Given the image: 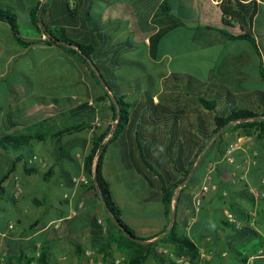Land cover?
Masks as SVG:
<instances>
[{"label": "crops", "instance_id": "0c3cea01", "mask_svg": "<svg viewBox=\"0 0 264 264\" xmlns=\"http://www.w3.org/2000/svg\"><path fill=\"white\" fill-rule=\"evenodd\" d=\"M78 1L81 8L79 18L84 12V17L112 20L119 28L111 31V43L130 45L120 55L122 67L116 77L121 88L136 90L129 100L132 113L145 95L157 103L163 93L164 80L173 73L198 71L201 78L207 80L227 49L231 48L235 53L236 42H226L220 32H201L196 44L178 43V33L162 26L175 25V21L161 10L166 0ZM169 1L175 8L185 6L186 17L196 18L195 22L189 23L191 28L212 26L226 29V17L221 8L223 0ZM7 2L0 5L10 7L14 4L12 0V4ZM257 2L258 14L253 28L259 39L264 67V35L260 34L263 24L260 27L258 24L264 12V1ZM172 13L180 14L178 10ZM29 25L37 31L32 21ZM0 26H4V37L9 34L10 38L8 42L0 41L3 52L0 56H6V71L0 74V79L6 77L17 58L35 57L24 66V73L19 74L25 83L20 103H9L11 114L6 107L1 108L0 135H43L47 139L34 141L28 150L29 161L34 156L39 160L30 166L25 162L17 164L15 172L0 186V264H30L42 250L46 252L49 264H86V254L90 250L97 251L98 257L102 258V261L97 260L98 264H108L104 262L105 255L100 253V248L113 226L107 217L111 214L95 191L74 184L73 179L85 177V159L93 135L115 127L113 99L106 97L104 88L86 65L66 49L40 45L9 50V47L16 46L11 38V28L3 22ZM73 28L79 31L81 25L76 24ZM234 31L239 33V27L236 26ZM188 32L190 39L197 38L195 30ZM196 45L197 50L193 48ZM186 47L191 50L184 51ZM7 51L11 53L7 54ZM130 66L145 67L147 77H134ZM255 81L261 80L258 77ZM101 97L104 100L97 103L96 99ZM13 106L18 107V113ZM67 106L72 107L60 112ZM83 122L93 124L94 129L66 136L60 143L52 141L50 132H59L69 125ZM222 133L226 145L217 144L222 154L210 164L208 175L194 191H191L194 189L192 185L190 188L183 186L184 194L178 209L180 232L199 247L197 261L187 259L191 264H247L249 260L264 264V254L261 255L264 253V196L256 198L250 194L251 189L264 193V139H258L256 134L245 136L241 131L225 133L223 130ZM227 144L236 145L232 159L227 154ZM15 158L16 155L4 157L0 180L11 171ZM247 160L254 163L245 164ZM28 167L33 172L28 173ZM104 175L127 225L138 237L150 239L148 243L156 242L167 227L168 219L162 196L152 188L147 174L140 172L134 163L128 130L111 146L104 163ZM205 186L209 188L205 209L189 227L194 213V195ZM66 195L69 198L66 199ZM176 204L177 200L174 209ZM74 211H77L76 216H72ZM229 211L241 223L242 229L237 230L228 223ZM164 250L174 253L172 248L160 246L157 256L147 264H170L171 260L162 253Z\"/></svg>", "mask_w": 264, "mask_h": 264}, {"label": "trees", "instance_id": "16d2710c", "mask_svg": "<svg viewBox=\"0 0 264 264\" xmlns=\"http://www.w3.org/2000/svg\"><path fill=\"white\" fill-rule=\"evenodd\" d=\"M68 1L64 13L59 18L54 16L49 0L38 3L31 18L37 30L36 38L33 39L22 34L15 3L10 7L0 5L6 10L0 11V23L10 26L16 45L22 49L40 45L66 49L86 65L97 83L104 88L106 97L113 99L112 121L115 122V127L97 129L101 131L93 135L91 148L85 159V176L91 181V185L85 187L96 192L115 221L108 238L100 248V253L105 255V261L112 256L111 250L116 245L120 256L123 255L126 259L124 264H147L152 257L157 256L158 248L162 246L172 248L176 257H186L196 262L199 247L186 234L180 232L178 223L179 202L184 194V187L190 188L192 185L194 189L191 191H194L208 175L210 164L215 163L222 154L217 144L226 145V142L222 141L223 130L225 133L241 131L245 136L256 134L258 139H264V106L259 103L260 99L264 101V92H250V84L255 80L245 72L248 66L244 69L238 65L235 53L228 52L223 56L228 60L226 72L221 67V59L207 80H203L198 71L192 74L188 71L173 73L164 80L163 93L158 97L157 103L151 96L145 95L132 113L129 100L136 90L123 89L117 84L116 73L122 67L120 55L130 47L128 43H111V31L118 30L119 25L100 17H97L102 19L100 23L92 22L96 17H84V12L79 18V1ZM248 1L223 0L221 8L226 17V29L220 30L212 26L189 27V23L195 22L196 18L185 16V6L175 8L166 0L161 10L169 19L175 21V25L170 23L169 28L162 26L168 31L178 33V43L185 45L196 44L201 32H220L225 36L226 42L251 43L253 52L260 58L259 39L253 28L254 19L258 14V2ZM174 10H178L180 14L172 13ZM76 24L81 25V30L75 31L73 26ZM236 26L239 27V33L234 31ZM189 30H195L194 36L197 38L190 39ZM78 33L89 34V37H85L81 43L75 38ZM196 47L198 46L193 48ZM188 50L191 49L186 47L184 51ZM250 66L256 69L259 66V79L264 81L263 61L259 64L253 62ZM100 77L107 87H104ZM103 100L104 97H101L96 99V102ZM69 107L72 106H67L60 112ZM89 129H94V125L87 122L76 123L59 132H50V136L52 141L60 143L66 136ZM126 130L134 163L140 172L147 174L146 178L152 188L162 196L168 219L167 227L154 243H148L150 239L138 237L135 230L124 221L122 211L114 200L104 175L106 156L111 146ZM46 140L43 135L35 137L1 134L0 165L5 156L16 155V158L11 171L0 180V186L15 172L17 164L25 162L30 166L28 157L31 155L28 150L33 142ZM148 141L151 143H147ZM27 172L31 173L33 169L28 167ZM95 252L98 256L97 251ZM114 259L109 260L108 264ZM34 261L49 264L44 250L30 264ZM170 264L178 263L171 261Z\"/></svg>", "mask_w": 264, "mask_h": 264}, {"label": "rangeland", "instance_id": "374dc122", "mask_svg": "<svg viewBox=\"0 0 264 264\" xmlns=\"http://www.w3.org/2000/svg\"><path fill=\"white\" fill-rule=\"evenodd\" d=\"M12 1L16 4V10H17L22 34L24 35V37H27L29 39L36 38V35H37L36 31H33L32 27L29 25V22L31 21L32 14L35 8L37 7L38 3H42L44 0H12ZM49 1H50L51 8L53 9L54 16L57 18H59L62 15V13H64L65 4L69 3L68 0H49ZM5 2L7 1L0 0V4H3ZM7 3L12 4L11 0L8 1ZM97 4L100 5L99 1H97ZM0 11H6V10L0 7ZM102 19L94 18L92 19V22L100 23ZM258 24H259V27L261 26V24H263L261 26V28H263L262 29L263 31L260 34L264 35V27H263L264 26V12L259 18ZM4 34H5L4 26H0V41L1 39H4L6 42L10 41V38L8 36L9 34L6 35L5 37H4ZM85 37H89V34L78 33L77 35H75V38L81 43L86 39ZM11 38L14 40L13 35L11 36ZM263 44H264V37H263ZM17 47H18L17 45L15 46V48L11 46L9 47V50L17 49ZM228 52H231V48L227 49L225 54H227ZM0 53L2 54L3 52H1L0 50ZM6 53L10 54L11 52L7 51ZM235 56H236V63L238 65L243 66L244 69H245V66H248L245 72H248L247 74L249 77L256 80V78L260 76L259 66L257 67V69H254L253 66H250V64L253 62L256 64H259V62L262 61L263 58L262 57L259 58V56L253 52L251 43L249 44V42H236L235 43ZM5 58H6L5 55L0 56V74L6 71V65L4 61ZM34 58L35 57L32 55H27L25 57L17 58L14 64L10 66V68L8 69V72L6 73V77L3 79H0V114L2 112L1 110L2 107H6L7 108L6 111L8 112V114H11L12 111L9 108V103L13 105L20 103L22 97L24 96L23 90H25V83L23 79L19 76V74L24 73L23 72L24 66L29 65ZM227 62L228 60L224 57L222 58L220 62L221 67L224 72L228 70ZM129 70L132 72L134 77H138V78L147 77L145 76L147 72L145 67L130 66ZM249 88H250V92H256V91L264 92V82L254 81L253 84H250ZM259 103L262 106H264L263 99H260ZM13 109L16 113L19 112L18 107L13 106ZM147 143H151V142L148 141ZM107 217H109L110 223L114 225L115 224L114 219L111 216H107ZM111 254L112 256L104 261L105 263L108 262L109 260H112L120 256V253L118 252L116 245L111 250ZM99 259L100 261H102L101 257H98V260Z\"/></svg>", "mask_w": 264, "mask_h": 264}, {"label": "built area", "instance_id": "2783aa9c", "mask_svg": "<svg viewBox=\"0 0 264 264\" xmlns=\"http://www.w3.org/2000/svg\"><path fill=\"white\" fill-rule=\"evenodd\" d=\"M236 145H231L227 151V154L229 156L230 159H232V155L236 150ZM39 158L37 156H34L32 159H30V164H33L34 162L38 161ZM251 163H254V161L252 160H247L245 162V164L250 165ZM73 183L76 185H81V186H90L91 185V181L85 176V177H81V178H74L73 179ZM209 192V188L207 186L203 187L202 189H200L199 191L196 192V194L194 195V213L193 216L191 218V220L188 223V226H192L197 219L201 216V214L203 213L204 209H205V199H206V195ZM250 194L256 198H261L262 196H264V193H262L260 190L258 189H251L250 190ZM65 198H69V196H65ZM77 215V211H74L72 213V216H76ZM227 221L229 224L233 225L237 230L242 229V225L241 223L238 221V219L235 217V215L232 212H227ZM10 228H13V226H10ZM163 255L167 256L171 261H175L178 264H191L190 261L186 258V257H176V255L174 253H171L167 250L162 251ZM264 253L261 252V255H263ZM97 254L95 251H88L86 254V264H98L97 262ZM126 261L125 257L122 256H118L116 257L111 264H124V262ZM32 264H39L37 261L32 262ZM247 264H255L254 260H249V262Z\"/></svg>", "mask_w": 264, "mask_h": 264}, {"label": "water", "instance_id": "95a60500", "mask_svg": "<svg viewBox=\"0 0 264 264\" xmlns=\"http://www.w3.org/2000/svg\"><path fill=\"white\" fill-rule=\"evenodd\" d=\"M88 62L92 65V62L90 61V60H88ZM100 80L102 81V83H103V85H104V87H107L106 86V83L102 80V78L100 77Z\"/></svg>", "mask_w": 264, "mask_h": 264}]
</instances>
